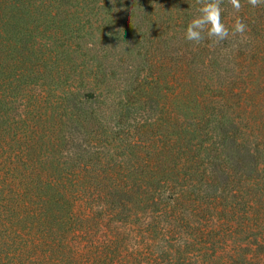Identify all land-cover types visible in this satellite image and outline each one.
I'll use <instances>...</instances> for the list:
<instances>
[{
    "label": "trees",
    "instance_id": "obj_1",
    "mask_svg": "<svg viewBox=\"0 0 264 264\" xmlns=\"http://www.w3.org/2000/svg\"><path fill=\"white\" fill-rule=\"evenodd\" d=\"M240 3L220 4L227 38L194 44L197 0H0V263L264 264V4ZM44 10L67 30L22 21ZM140 34L161 42L164 103L106 126L85 53ZM7 52L35 61L5 75Z\"/></svg>",
    "mask_w": 264,
    "mask_h": 264
},
{
    "label": "rangeland",
    "instance_id": "obj_2",
    "mask_svg": "<svg viewBox=\"0 0 264 264\" xmlns=\"http://www.w3.org/2000/svg\"><path fill=\"white\" fill-rule=\"evenodd\" d=\"M70 3V0H69ZM27 24H29V27L33 30L39 33L40 30H50V32H42L45 35H52V32L56 30L57 28H61L62 32H65L67 29L66 24L63 22L58 21L57 18L51 19L50 13L45 11L42 12V14H34L30 18L21 17ZM21 21V22H22ZM155 23H159L158 19L155 17ZM146 25V24H145ZM152 26V24H150ZM148 28L151 32L156 35V38L159 36L158 28L156 31L151 30ZM153 28V27H152ZM10 29V28H9ZM148 30V31H149ZM146 31V29H144ZM8 37H11V33L7 34ZM141 34L138 36L137 40L135 37L128 40L127 43H122L113 39H110V41H101L98 46L99 49L96 51V53H85V59L90 64L93 65H99L100 68L98 70L99 76L97 80H103L104 76L101 77L103 73L107 75V85L99 83L98 87H101V90L106 92L108 99L106 100V103L109 104V110L106 111L104 116V121L107 123V125L115 126L116 129L123 128L127 129L129 125H131L132 120L135 118H138L142 113H144L143 110H141V106H143L144 100H150L153 99L155 102L162 105L164 103V100H162L163 97V82L162 78L164 77V72L161 70L159 61V51H154V47L157 49H161V42L157 39V42H160V45H153L150 47V44L148 42H144L143 39L140 38ZM96 37L94 35L90 36L87 35L85 37L86 41L88 43H93L94 39ZM153 38L149 39V41H152ZM140 47H144L141 49ZM20 53H9L5 54V57H2V63L4 66V69L6 70L5 75L12 74V59L15 57H21L22 60L27 61H35V56L30 55L27 53H24L23 55L19 56ZM156 61V62H154ZM157 78V84H150L151 81ZM138 79L137 81H135ZM140 90V91H139ZM139 91V92H138ZM143 91V92H142ZM146 94V95H145ZM132 97L130 99V102L128 103L129 107L126 108L122 106L124 103L120 104V101L123 100L125 102L126 96ZM146 96V99L143 97ZM99 100H102V98H99ZM31 100H27L26 98V104H29ZM92 103L94 102V99L91 100ZM151 104H155L154 102H151ZM24 105V103H23ZM141 105V106H140ZM23 108V106L21 107ZM119 115H123V121L121 124L118 123V121L121 119L119 118ZM87 127L89 125L86 124ZM83 131H86V129H82ZM89 131V130H88ZM118 138L115 143H118ZM14 223L17 221L12 219ZM112 226V222L104 221V226ZM20 225L19 227H21ZM122 238L124 242H128L129 235L128 231L124 232L122 234ZM6 251L7 247L1 245L0 250ZM45 252V249L42 247L35 249L33 251L34 254L42 255ZM59 253V252H58ZM4 253L0 254V259L4 258ZM60 257L65 259V256L59 253L52 254L51 260ZM41 260V257L39 258V261ZM3 262V261H2ZM45 262V261H44ZM2 264V263H0Z\"/></svg>",
    "mask_w": 264,
    "mask_h": 264
},
{
    "label": "clouds",
    "instance_id": "obj_3",
    "mask_svg": "<svg viewBox=\"0 0 264 264\" xmlns=\"http://www.w3.org/2000/svg\"><path fill=\"white\" fill-rule=\"evenodd\" d=\"M222 0H197L201 5L198 8L199 15L194 17L186 27L185 38L194 44H199L206 35L213 42L224 40L230 35L229 29L221 20V4ZM252 7H257L264 4V0H247ZM232 8L239 12L242 5L240 0H229ZM246 30V25L236 17L232 26L231 34H243Z\"/></svg>",
    "mask_w": 264,
    "mask_h": 264
}]
</instances>
